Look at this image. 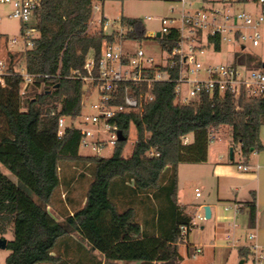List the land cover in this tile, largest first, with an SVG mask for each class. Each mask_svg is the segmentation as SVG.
Masks as SVG:
<instances>
[{
    "label": "trees",
    "instance_id": "trees-1",
    "mask_svg": "<svg viewBox=\"0 0 264 264\" xmlns=\"http://www.w3.org/2000/svg\"><path fill=\"white\" fill-rule=\"evenodd\" d=\"M96 1L42 0L32 19L40 36L27 58L29 71L41 75L24 89V78L10 74L6 89L0 88V164L18 179L0 166V238L13 234L7 242V264H60L62 255L52 252L75 232L104 255L105 264H177L183 258L181 225L191 226L193 219L179 198L180 164L207 161L210 134L222 125L232 126L245 161L264 150V96L216 93L181 104L172 81L153 84L155 98L142 112L123 114L120 125L126 139L110 157L80 154L75 130L58 139V115L52 114L56 103L63 101L60 114L78 116L83 110V84L68 76L83 67L91 50L101 56L104 43L114 37L104 29L89 32ZM122 22L134 25L131 38H147L141 19L123 16ZM221 47L216 42L214 49ZM235 55L248 67L264 65L245 51L235 50ZM132 124L138 139L132 155L125 157ZM187 136L192 140L185 142ZM68 161L88 165L93 180L84 206L58 219L49 206L59 188L74 181L75 175L61 172ZM139 204L146 207L145 216H140ZM249 206L254 223L255 195ZM239 253L246 259L252 254L247 246Z\"/></svg>",
    "mask_w": 264,
    "mask_h": 264
},
{
    "label": "built area",
    "instance_id": "built-area-1",
    "mask_svg": "<svg viewBox=\"0 0 264 264\" xmlns=\"http://www.w3.org/2000/svg\"><path fill=\"white\" fill-rule=\"evenodd\" d=\"M178 1L183 5L179 16L161 18V30L148 35L159 42L162 51L159 59L142 47H129L128 42L141 41L129 36L135 30L134 25L123 23L122 18L116 20L115 24L104 15L96 16L95 13L101 12V8L94 3L90 23H96L100 29L113 35V40L104 43L99 57L91 50L83 67L73 70L68 77L83 84V108L94 93L98 95V99L91 104L94 112L85 113L82 110L78 116L60 114L63 101L57 102V108L52 110V114L58 115V139L62 140L71 129L80 134V146L92 147L98 154L106 147L114 148L122 133L120 118L125 113L142 112L146 104L155 98L152 89L156 82H175L176 102L181 104H191L203 95L216 93H230L238 97L246 92L253 97L264 96V65L256 69L244 63L220 62L204 67L198 59V54L214 49L216 42L221 45L233 43L239 51L246 50L247 41L259 45L263 37L259 26L264 21V0H254L259 7L257 13L232 8L203 9L195 6L194 0ZM235 2L241 1L226 0V4L231 6ZM0 4L13 6L11 16L23 23L21 31L26 43L22 51L25 62H21L18 68L15 64L17 51L8 50L7 57H0V88L6 89L8 75L17 74L24 78L25 89L36 76L41 75L29 71L27 58L34 48V39L40 36V33L36 37L32 36L38 31L32 26V19L34 12L41 7L42 0H0ZM176 10L172 8L175 13ZM148 19L153 17L148 16ZM206 28L207 34L204 33ZM15 43L16 39L11 42L12 45ZM203 69L207 72L206 78L200 77ZM68 97L69 95H65L63 100ZM71 97L76 98L74 94ZM68 118L72 120L70 123L67 122ZM78 122H91L94 126L81 127ZM214 138L211 132L210 140ZM184 140L189 142L190 137L187 136ZM249 168L247 164H238L241 171ZM196 195L201 196L200 188H196ZM234 208L239 210L237 206ZM202 220H206L205 212L197 213L191 226L181 225L179 243L187 242L191 227L199 226ZM254 237L255 234H250L251 239ZM227 240L232 246L238 245L239 240L232 231L227 235ZM250 248L255 263L264 264V246L254 243ZM202 250L201 246H197L192 256L196 257Z\"/></svg>",
    "mask_w": 264,
    "mask_h": 264
},
{
    "label": "rangeland",
    "instance_id": "rangeland-1",
    "mask_svg": "<svg viewBox=\"0 0 264 264\" xmlns=\"http://www.w3.org/2000/svg\"><path fill=\"white\" fill-rule=\"evenodd\" d=\"M195 6L202 7L203 9H213V8H221L228 9L232 8L236 11H247L252 13H257L259 10L258 5L254 0H250L248 3L235 2L232 6L226 4V0H194ZM96 4H98L101 8V12L95 13L96 16L104 15L109 19L111 23L116 24V20L124 17L129 18H138L141 19L146 28V37L142 41L128 42L127 45L132 49H137L139 47L144 48L149 54L155 56L156 58H160L162 51L157 40H154L148 37L149 33L157 32L162 28L161 18L169 17V16H179V12L182 9L183 5L178 0H97ZM176 8V13L172 11V8ZM13 11V6L11 4H0V57H7L8 50L17 51L18 53L15 55V64L17 68L21 62H25V56L22 53L25 47V39L22 34V26L23 23L11 16ZM148 16L153 17V19L149 20ZM94 20V16H93ZM180 23V22H178ZM100 30V27L91 21L89 32L93 33ZM110 30V27H108ZM259 30L262 33V39L259 45H253L250 41L246 42L247 48L245 50L246 53L251 54L257 61L264 62V21L259 26ZM208 29L204 30V33L207 34ZM39 35L38 31H35L32 36L36 37ZM16 39L17 43L14 45L11 42ZM125 44V46H127ZM127 46V47H128ZM237 46L233 43H224L220 50L210 49L205 54H198L199 61L203 64L204 67L211 63H233L237 60V63H242V60L235 55V50ZM251 68H260L258 65H252ZM207 72L203 69L200 73V77L206 78ZM98 95L96 93L87 101L86 106L83 108L85 113H92L94 110L91 107V104L97 101ZM72 120L70 118L67 119V122L70 123ZM81 127H92L94 126L91 122L88 124H81ZM212 134L215 136L213 140H210L209 148L212 149L214 153L218 152L219 145L224 144L226 146V150L224 153L225 162L230 161V152L231 148L234 146L235 142L232 140V145L226 144L229 141L231 134H233V128L230 125H222L218 130L212 131ZM217 137V138H216ZM138 139V131L135 124L131 125L129 132V139L124 148V156L130 157L135 148L136 142ZM114 148L113 146L106 147L102 149L100 155L104 157H110L113 154ZM79 153L82 155H96L98 151L93 149L92 147L81 146L79 148ZM236 161H240L238 155ZM62 165V173H68L75 175L74 181L71 182L69 186L63 185L58 190V197H60L64 201L73 200V203H69L71 207H80L86 197L90 182L93 180V173L90 169H88V165L84 166L83 164H76L75 162H65ZM3 168V171L7 173L12 179L18 181L17 177L12 174L8 169ZM195 165L193 163H181L180 171H179V190L182 195V199L189 203L190 206H193L192 201L195 199V188L199 186V182L197 181V177H195V173L193 172V168ZM236 170V174H241L237 170V165L233 164V167ZM217 185V178L211 179V183L209 182L207 187L199 186L201 193H203L204 197L208 196L211 192L214 195ZM64 193V195H63ZM63 195V196H62ZM65 196V197H64ZM57 199V197H55ZM204 198H201L203 200ZM199 200V201H201ZM57 201V200H56ZM57 203V202H56ZM62 206V205H60ZM54 209H52V213L55 217L57 216V209L59 206L53 205ZM139 213L140 216H145L144 214L147 212L146 207L139 204ZM56 214V215H55ZM60 218V217H59ZM207 220V219H206ZM196 226L195 228H199ZM248 229H243L242 227L236 228V234L246 232ZM11 231L5 235L7 239H9L11 235ZM83 239V237H81ZM85 242V239H83ZM246 241L242 240V243ZM240 243V242H239ZM240 245V244H239ZM93 248V247H92ZM59 250V248H58ZM180 251L185 253L184 257L177 262V264H238L241 260L239 258V247H229V248H221L217 249L212 245H205L202 252L199 253L196 257H193L192 254H189L183 244L180 245ZM195 251V250H194ZM192 251V253L194 252ZM60 252V250H59ZM10 250L8 248H0V264H7L6 259L9 255ZM64 255V254H63ZM103 254L96 250L90 251V255L85 254L83 252H77L73 254L71 258L75 259H83L88 263L99 262V260L103 259ZM183 262V263H182ZM50 264V263H49ZM133 264V263H132ZM245 264H256L254 261V257L252 254L248 257V260Z\"/></svg>",
    "mask_w": 264,
    "mask_h": 264
},
{
    "label": "crops",
    "instance_id": "crops-1",
    "mask_svg": "<svg viewBox=\"0 0 264 264\" xmlns=\"http://www.w3.org/2000/svg\"><path fill=\"white\" fill-rule=\"evenodd\" d=\"M189 137L190 140H192V136ZM261 137L264 141V124L261 127ZM232 140H234L233 134H231L230 139L226 144L228 143L229 146L232 145ZM233 148V157H231L230 152L229 162L223 161L226 146L220 144L219 150L216 153H214L212 149H208L207 161L193 163V165H195L193 172L195 173V177H197V181L200 184L199 186L207 187L209 182L211 183V179L213 180L217 178L214 195H212L211 192L206 197H204L203 193H201V196L195 195V199L192 201V204L194 205L190 206L189 203H186L182 199L179 190L181 205L191 216L194 217L197 213L205 212V206H210L212 210L211 218L200 221V227L198 229L194 227L190 231L188 241L185 243H179L180 245L183 244V247H185L188 253L190 250L192 255L194 253H192V251H194L197 246L204 248L205 245H212L217 249H221L222 247H239V250L244 246L250 248L254 243H259L264 246V150L254 152L249 160L245 161L241 156L239 147L234 144ZM237 155L240 161H236ZM233 164L237 165V170L241 174L235 173V168H232ZM238 164H247L250 168L247 171H241L238 169ZM199 186H196V188H199ZM58 195L59 193L57 191L53 198L52 205L49 206V210L52 213V209H54L53 205L59 206L60 208L57 209L56 214L60 217H58V219H62L68 212L73 213L76 207L70 206L69 203H73L72 199L64 201L58 197ZM254 195L256 198V219L255 222L252 223L249 203L253 200ZM55 197H57V199H55ZM201 198L204 199L201 200ZM85 202L86 197L82 206H84ZM234 206L239 207V210L237 211ZM239 227L248 230L236 234V228ZM231 231L235 238L239 240L237 246H232L227 240V235L231 233ZM252 233L255 234L253 239L250 238V234ZM11 235L13 236L12 233ZM12 236L10 238H12ZM81 237L82 236L78 232H75L70 237H66L60 241V252L57 250L58 248L52 252L53 254L59 253L62 255L63 260L60 264H86L83 259L71 258V256L77 252H83L90 255V251H96V249L91 248L89 242H85ZM242 240L246 242L242 243ZM180 252L184 257L185 253L182 251ZM239 258H242L240 253ZM105 261L106 259L103 257L102 263L105 264ZM49 263L50 262H43L39 264ZM114 264H126V262L119 260L115 261ZM133 264L137 263L134 262Z\"/></svg>",
    "mask_w": 264,
    "mask_h": 264
},
{
    "label": "water",
    "instance_id": "water-1",
    "mask_svg": "<svg viewBox=\"0 0 264 264\" xmlns=\"http://www.w3.org/2000/svg\"><path fill=\"white\" fill-rule=\"evenodd\" d=\"M158 36H160V33H158ZM126 137L121 133L120 134V140H125ZM233 153H234V148L232 147L231 148V157H233ZM205 216H206V219H209L211 218L212 216V210L210 208V206H205ZM7 242H8V239L5 237V238H0V248H7ZM246 258H241V260L239 261L238 264H245L246 263Z\"/></svg>",
    "mask_w": 264,
    "mask_h": 264
}]
</instances>
